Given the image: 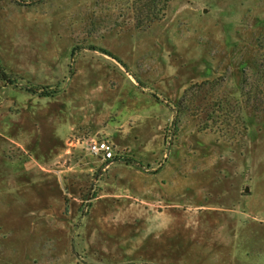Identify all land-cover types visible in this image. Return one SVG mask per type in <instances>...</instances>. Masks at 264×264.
<instances>
[{
	"label": "rangeland",
	"instance_id": "1",
	"mask_svg": "<svg viewBox=\"0 0 264 264\" xmlns=\"http://www.w3.org/2000/svg\"><path fill=\"white\" fill-rule=\"evenodd\" d=\"M141 7L0 0V264H264V0Z\"/></svg>",
	"mask_w": 264,
	"mask_h": 264
},
{
	"label": "trees",
	"instance_id": "2",
	"mask_svg": "<svg viewBox=\"0 0 264 264\" xmlns=\"http://www.w3.org/2000/svg\"><path fill=\"white\" fill-rule=\"evenodd\" d=\"M142 1V6L141 7V11L139 10V13L140 15L142 13H144V17H146V21H151L153 19H157L160 17V14H159V9H156V6H157V0H141ZM146 10H148L149 12L145 13L144 11H142V9L146 8ZM138 15L139 18H142V16ZM149 23H146V22H140L137 23L136 25V28L138 29H141L143 30L144 27H146ZM99 49L102 53L112 57L113 59L117 60L118 62H120V60H118L111 52H109L108 50L106 49H102V48H97ZM0 77L4 80H10V78H8L6 76V74L0 70ZM30 91H33V92H36V88H34V90H31L30 88ZM44 95H50V92H43ZM108 162L105 163V165L107 164Z\"/></svg>",
	"mask_w": 264,
	"mask_h": 264
},
{
	"label": "built area",
	"instance_id": "3",
	"mask_svg": "<svg viewBox=\"0 0 264 264\" xmlns=\"http://www.w3.org/2000/svg\"><path fill=\"white\" fill-rule=\"evenodd\" d=\"M88 153L93 154L100 160H109L114 158V145L107 139H90L85 146Z\"/></svg>",
	"mask_w": 264,
	"mask_h": 264
},
{
	"label": "water",
	"instance_id": "4",
	"mask_svg": "<svg viewBox=\"0 0 264 264\" xmlns=\"http://www.w3.org/2000/svg\"><path fill=\"white\" fill-rule=\"evenodd\" d=\"M245 191H246V192L248 191V187H247V186L245 187Z\"/></svg>",
	"mask_w": 264,
	"mask_h": 264
}]
</instances>
